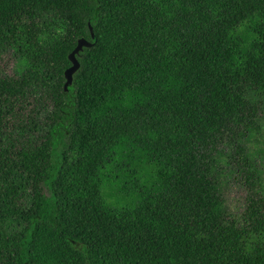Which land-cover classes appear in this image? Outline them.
<instances>
[{
  "label": "trees",
  "instance_id": "trees-1",
  "mask_svg": "<svg viewBox=\"0 0 264 264\" xmlns=\"http://www.w3.org/2000/svg\"><path fill=\"white\" fill-rule=\"evenodd\" d=\"M145 86L166 110L130 128ZM263 117L264 0H0V264H264Z\"/></svg>",
  "mask_w": 264,
  "mask_h": 264
},
{
  "label": "rangeland",
  "instance_id": "rangeland-1",
  "mask_svg": "<svg viewBox=\"0 0 264 264\" xmlns=\"http://www.w3.org/2000/svg\"><path fill=\"white\" fill-rule=\"evenodd\" d=\"M245 31V29L241 28L238 31V35L245 38ZM6 56L7 58H10L9 64L11 69H16V64L18 63V72H21L24 68L23 63L25 62L23 61L20 64L18 60H14L13 56L10 57L9 54ZM158 86H163V84L160 81H153L150 87L154 90ZM150 87L145 86L143 89V94L139 93L140 96L136 98L135 105L131 107L130 110H125V112L122 113L124 123L130 128L137 125V123H143L146 115H154L166 110L156 102L155 98L153 100L151 99ZM152 109H154V111H152ZM154 123L158 127H164V124L157 122ZM256 128L257 129L249 136L247 145L249 147L252 165L253 167L257 168L256 172L259 173V176L261 177L262 192L264 194V117L258 123ZM139 161L140 160H138L136 156L132 155V153L129 154V162L126 164L127 166L124 167L125 174L127 175V178H125L126 182H129V177L133 178L138 176V167L139 165L141 166ZM247 167L248 166H246V168ZM221 172H223L221 188L225 199V205L230 214L239 218L245 197V189L243 185L237 181V178L242 173V168H240L239 172L238 168L237 170L232 171L223 166ZM121 190L123 189L117 190L116 186L113 188L109 187L107 190L108 201L116 202V204L119 206L129 205V203H131L133 200L128 202L125 199H122L124 196L121 194Z\"/></svg>",
  "mask_w": 264,
  "mask_h": 264
},
{
  "label": "water",
  "instance_id": "water-1",
  "mask_svg": "<svg viewBox=\"0 0 264 264\" xmlns=\"http://www.w3.org/2000/svg\"><path fill=\"white\" fill-rule=\"evenodd\" d=\"M92 31V37H95V34L93 32V29L91 27ZM93 45V43L86 39L85 37H82L78 40L76 48L70 53L69 59L72 63V65L66 70L65 77H66V83H65V90L68 91L69 87L72 85L74 80L75 73L79 70L81 64L77 57V55L82 52L85 48H89Z\"/></svg>",
  "mask_w": 264,
  "mask_h": 264
}]
</instances>
